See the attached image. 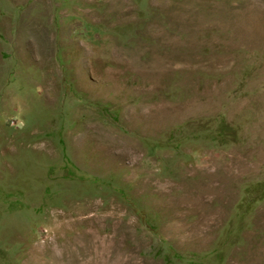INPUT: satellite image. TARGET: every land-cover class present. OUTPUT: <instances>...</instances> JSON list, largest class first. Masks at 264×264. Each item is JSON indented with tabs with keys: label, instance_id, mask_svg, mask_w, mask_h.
Instances as JSON below:
<instances>
[{
	"label": "rangeland",
	"instance_id": "obj_1",
	"mask_svg": "<svg viewBox=\"0 0 264 264\" xmlns=\"http://www.w3.org/2000/svg\"><path fill=\"white\" fill-rule=\"evenodd\" d=\"M0 264H264V0H0Z\"/></svg>",
	"mask_w": 264,
	"mask_h": 264
}]
</instances>
